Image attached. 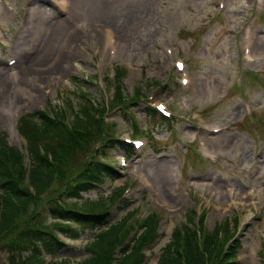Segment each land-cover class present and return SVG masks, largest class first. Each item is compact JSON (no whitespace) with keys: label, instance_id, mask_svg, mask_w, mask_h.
<instances>
[{"label":"rangeland","instance_id":"obj_1","mask_svg":"<svg viewBox=\"0 0 264 264\" xmlns=\"http://www.w3.org/2000/svg\"><path fill=\"white\" fill-rule=\"evenodd\" d=\"M217 1L66 0L68 11L62 13L44 0H0V131L13 148L22 149L24 142L18 135L17 127L20 120L33 110L48 109L60 104V98L66 97L76 108L82 90L105 106L112 90L104 89V85L97 83L94 76L110 62L104 46L107 28L113 29L121 47L120 64L129 69L123 80L125 93H129L133 85L139 86L144 95L154 92V95L168 97L170 85L173 93L183 92L182 88L173 85L169 76L172 64L166 62L162 51L163 43L170 38H178L180 54L189 68L198 70L201 77L197 96L184 99L185 111L202 110L211 121L229 125L227 132L213 136L211 144L214 147L223 144L224 154L217 164L208 168V174L205 175L195 168L190 158L184 159L185 149L172 141L168 125L145 116L143 102L131 107L140 116L141 127H145V117L147 129L150 128L154 138L152 148L155 154L149 157L145 155L141 163L136 165L154 180L160 194L152 195L144 189L145 183L135 179L130 169L118 167L119 174L107 186L108 190L103 191L98 187L94 199L105 198L111 191L125 186L128 187L125 195L132 198V204L122 209L118 206L119 209L111 213V220H118L128 209L137 205L160 213L163 235L154 244L151 254H148L146 264H156L174 224L184 221L186 214L197 206V198L187 194V189L195 186L200 191L207 180L214 183L203 201L209 209L208 226L212 228L219 221H226L230 227L231 218L235 215L240 217V224L253 216L238 236L236 258L239 264H263L260 253L264 249L261 248L257 229L264 228V158L255 179L247 178L246 169L251 163L254 141L261 138L260 141L264 142V76L258 75L263 80L256 77L257 81L251 75L246 77L254 108V114L251 113L248 118L243 115L238 94L229 85L233 77L241 75V44L258 41L255 49L256 68L264 67V17L260 20L261 27L246 29L249 18L263 4L255 3V0H225V8L213 19L212 16L218 13ZM47 16L52 18L48 30L46 33L40 30L38 37L30 42L29 23H33L34 29L35 22ZM56 22L59 26L49 41V49L38 57L46 49L49 36H45L48 31L51 34L50 30H54ZM24 35L26 38L22 40ZM70 41L71 45L67 46ZM12 57L16 58V62L9 65L8 60ZM30 60H34L40 72H43L41 76L38 77L29 68L23 69ZM195 60L200 61L198 67L194 65ZM29 79L34 80L31 87ZM153 82L155 84L151 85ZM234 87L240 89L237 85ZM52 89L59 91L57 98L46 93ZM115 113L122 114L118 110ZM114 129L120 139L131 134L130 126L117 125ZM189 137L190 132L187 131L184 139L188 141ZM112 153L118 155L120 152L114 150ZM27 163L25 161V165ZM188 174L194 178L190 184L183 181V177ZM249 184L257 188L255 195L248 192ZM228 187L240 188L241 206L238 209L230 204L229 194L225 191ZM51 194L49 188L39 195L44 205H54ZM253 201L259 210L258 214L251 212ZM35 208L34 205L30 213ZM45 220L47 223L52 221L48 215ZM90 235L91 232L85 230L80 234V239L67 238L65 241L59 233L68 245L57 252L53 260L58 262L62 258L72 263L80 262L87 255L83 246L90 240ZM45 259L48 261L49 257ZM45 263L43 261L42 264Z\"/></svg>","mask_w":264,"mask_h":264},{"label":"trees","instance_id":"obj_2","mask_svg":"<svg viewBox=\"0 0 264 264\" xmlns=\"http://www.w3.org/2000/svg\"><path fill=\"white\" fill-rule=\"evenodd\" d=\"M120 75L116 85L118 101L123 98L119 80L122 74ZM88 96L87 93H80L71 129L64 124L61 109L52 114L41 110L33 111L20 120L18 131L28 140L25 150L27 158L22 150L9 145L5 134L0 131V264H42L43 253L57 255L64 245L57 241L51 229L43 227L41 218L49 211L54 219L73 220L92 231V237L85 248L87 255L74 264H108L116 245L113 264H138L143 256L139 253L140 245L143 242L147 244L155 236L159 214L151 216L143 223L145 230L142 234L131 239L123 237L117 240L120 229L126 228L125 219L133 212H127L113 223L107 222L105 217L109 209V199L85 201L78 207L75 202L67 203L65 208L53 202V206L49 204L47 209L42 210L44 204L39 195L49 188L52 191L51 201H60L58 197L63 196L66 199L76 198L81 192L89 191L99 183L103 174H112L109 166L93 159L89 163L86 160L93 143L98 141L97 144L103 146V142L110 145L114 143L113 139L107 140L104 135L102 122ZM36 143L42 144L43 152H40ZM103 146L98 148L99 152L103 150ZM46 151L51 153L50 159ZM29 153L30 174L25 166ZM29 183L35 189V197L30 193ZM119 190L114 191L112 198L120 194ZM34 205L40 211L38 217L31 220L30 212ZM186 220L193 223V216L187 215ZM233 222H236V217ZM228 229L227 223L219 224L207 235L198 237L193 224L176 226L169 241L162 248L157 264H238L232 247L224 253L225 258L222 261L216 262L213 257L214 249L218 253L222 251V244L215 246L220 239V230L228 237L231 233ZM203 247L212 249L209 251L208 260L202 254ZM227 259H231V262L222 263ZM47 264L70 262L61 258L58 262L52 259Z\"/></svg>","mask_w":264,"mask_h":264},{"label":"bare ground","instance_id":"obj_3","mask_svg":"<svg viewBox=\"0 0 264 264\" xmlns=\"http://www.w3.org/2000/svg\"><path fill=\"white\" fill-rule=\"evenodd\" d=\"M51 25V24H50ZM55 25V24H54ZM58 26H59V23H57L56 22V25H55V27H54V30H50V35H49V31H48V33L46 34V36H45V38L47 37V35L49 36V38H48V43H47V41H46V45H45V47H46V49H44L43 51H42V54H39V56L38 57H41L45 52H46V50H48L49 49V41L53 38V36H54V31H56L57 30V28H58ZM24 38H26V35H24V37L22 38V40H24ZM45 38H44V40H45ZM44 40H43V42H44ZM73 41V40H72ZM72 41H70L69 43H68V45L67 46H70L71 45V43H72ZM42 42V43H43ZM47 44H48V46H47ZM41 46V45H40ZM39 49V48H38ZM41 53V52H40ZM40 58H37V60H39ZM31 61V60H30ZM34 60H32L31 62H29V65L28 66H26V65H24L23 66V69H27V68H29V70H32V71H34V72H36V75L39 77V76H41L42 75V73L43 72H40V68H38L37 67V64L35 63V62H33ZM19 67V66H18ZM18 67H16V68H18ZM260 191H262V190H260Z\"/></svg>","mask_w":264,"mask_h":264}]
</instances>
